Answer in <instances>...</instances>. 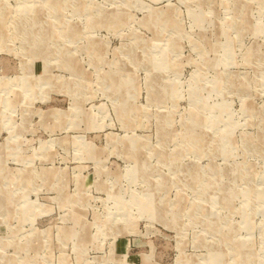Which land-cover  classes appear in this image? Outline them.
Segmentation results:
<instances>
[{
	"label": "rangeland",
	"instance_id": "rangeland-1",
	"mask_svg": "<svg viewBox=\"0 0 264 264\" xmlns=\"http://www.w3.org/2000/svg\"><path fill=\"white\" fill-rule=\"evenodd\" d=\"M0 264H264V0H0Z\"/></svg>",
	"mask_w": 264,
	"mask_h": 264
},
{
	"label": "bare ground",
	"instance_id": "bare-ground-1",
	"mask_svg": "<svg viewBox=\"0 0 264 264\" xmlns=\"http://www.w3.org/2000/svg\"><path fill=\"white\" fill-rule=\"evenodd\" d=\"M27 18V17H26ZM31 34V33H30ZM27 36V35H26ZM29 37V36H28ZM218 195V194H217ZM142 204V203H141ZM145 207V206H144Z\"/></svg>",
	"mask_w": 264,
	"mask_h": 264
}]
</instances>
